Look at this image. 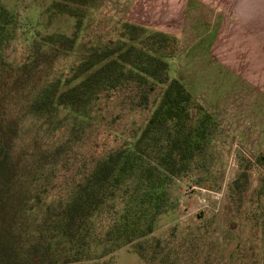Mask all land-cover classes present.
I'll use <instances>...</instances> for the list:
<instances>
[{
	"label": "rangeland",
	"instance_id": "1",
	"mask_svg": "<svg viewBox=\"0 0 264 264\" xmlns=\"http://www.w3.org/2000/svg\"><path fill=\"white\" fill-rule=\"evenodd\" d=\"M136 1L57 6L55 0H0V98L13 85L15 70L29 68L34 40L46 35H74L75 40L70 50L33 67L29 89L73 79L83 61L122 37L125 22L174 38L157 52L167 63V80L161 75L162 80L138 81L136 71L125 65L121 83L89 104L56 105L38 120H23L10 157L15 179L7 205L13 213L0 215V254L26 245L96 164L121 146L134 145L169 79L177 78L192 99L187 119L174 133L191 132L193 145L179 175L158 188L164 206L152 236L161 253L148 262L121 247L113 264H264V96L236 85L224 68H214L208 5L189 0L190 13L181 23L172 0H149L148 11L135 7ZM74 12L80 13L77 28ZM109 211L95 220L92 240L100 248L116 215ZM163 252L170 256L164 258Z\"/></svg>",
	"mask_w": 264,
	"mask_h": 264
},
{
	"label": "trees",
	"instance_id": "2",
	"mask_svg": "<svg viewBox=\"0 0 264 264\" xmlns=\"http://www.w3.org/2000/svg\"><path fill=\"white\" fill-rule=\"evenodd\" d=\"M55 1L60 6L66 2L93 4L95 0ZM70 16L78 18L77 28L80 13ZM122 28V37L83 61L73 79L62 85L29 89L26 85L32 87L34 82L33 67L70 50L75 36L60 33L34 40L29 68L15 70L13 85L0 98V215L13 213L7 205L15 179L10 157L23 120H38L56 105L77 108L89 104L100 92L121 83L125 65L130 73L136 71L138 81L145 76L162 80L163 75L167 80V63L157 52L174 39L173 35L149 31L132 22H125ZM191 99L181 81L169 79L134 145H123L108 160L96 164L67 200L44 220L43 230L26 245L18 246V251L10 249L11 255L1 253L0 264H6L7 259L11 264L86 263L102 257H107L106 261L97 264H113V254L121 247L131 248L145 261H154L161 250L152 236L153 222L164 206L158 188L179 175L180 162L192 150L191 132L181 137L174 133L187 119ZM33 198H38L37 194ZM107 209L116 215L101 238L100 248L92 240L93 230L96 218ZM169 256V252L163 255Z\"/></svg>",
	"mask_w": 264,
	"mask_h": 264
},
{
	"label": "crops",
	"instance_id": "3",
	"mask_svg": "<svg viewBox=\"0 0 264 264\" xmlns=\"http://www.w3.org/2000/svg\"><path fill=\"white\" fill-rule=\"evenodd\" d=\"M172 1L178 10L174 13L177 12L182 23V17L190 13L189 0ZM195 1L202 7L208 5L210 9V56L214 68L217 72L224 68L233 76L236 85L246 84L263 97L264 0ZM134 6H144L146 11L152 8L149 0H137ZM161 7L168 8L165 4Z\"/></svg>",
	"mask_w": 264,
	"mask_h": 264
}]
</instances>
